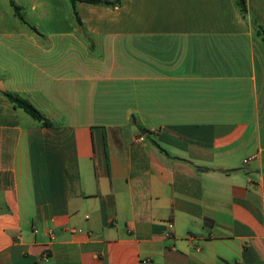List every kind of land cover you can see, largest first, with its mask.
<instances>
[{"label": "crops", "instance_id": "0c3cea01", "mask_svg": "<svg viewBox=\"0 0 264 264\" xmlns=\"http://www.w3.org/2000/svg\"><path fill=\"white\" fill-rule=\"evenodd\" d=\"M110 1L0 0V264H264V0Z\"/></svg>", "mask_w": 264, "mask_h": 264}, {"label": "trees", "instance_id": "16d2710c", "mask_svg": "<svg viewBox=\"0 0 264 264\" xmlns=\"http://www.w3.org/2000/svg\"><path fill=\"white\" fill-rule=\"evenodd\" d=\"M73 8V13L76 18L77 23L80 25L81 22L77 16L76 13V3L77 2H87L94 5H101V6H108V7H114L118 4L117 1H110V0H70ZM236 5L239 9L240 14L243 18H248V9L246 0H235ZM12 6L15 9V12L18 14L19 8L13 3ZM254 25L257 30V34L261 37L262 41L264 42V29L260 26H258L255 22ZM5 98L7 101L15 108V109H22L25 111L29 116H31L36 121L42 123L43 126L48 127L51 125V122L29 101L26 99L11 93H5Z\"/></svg>", "mask_w": 264, "mask_h": 264}, {"label": "built area", "instance_id": "2783aa9c", "mask_svg": "<svg viewBox=\"0 0 264 264\" xmlns=\"http://www.w3.org/2000/svg\"><path fill=\"white\" fill-rule=\"evenodd\" d=\"M247 162H248V160H245V163H247ZM45 257H46V259H48L49 255H45Z\"/></svg>", "mask_w": 264, "mask_h": 264}]
</instances>
